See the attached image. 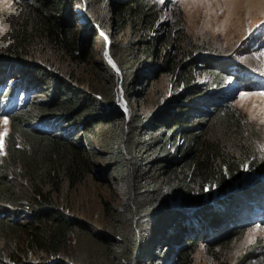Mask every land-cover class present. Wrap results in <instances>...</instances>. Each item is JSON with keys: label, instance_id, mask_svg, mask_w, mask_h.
<instances>
[{"label": "trees", "instance_id": "1", "mask_svg": "<svg viewBox=\"0 0 264 264\" xmlns=\"http://www.w3.org/2000/svg\"><path fill=\"white\" fill-rule=\"evenodd\" d=\"M22 9L12 20L7 55L0 58L17 67L39 49L38 54L58 56L74 73L84 68V74L80 72L84 76L81 81L74 74L58 81L52 76L46 78L49 82L36 76L51 85L48 102L33 104L40 117L16 114H28L23 107L26 101L8 96L4 85L0 88V103H5L10 112L7 116L13 120L9 147L0 159V206L30 212L23 215L24 221L0 217V260L32 264L23 260L33 256L43 264H63L64 258L71 264H167L174 249L185 250L176 264H186L189 253L205 237L212 246L209 252L214 253L218 244L207 237L206 229L219 238L235 224L239 230L263 221L256 204L246 209L243 199L237 201L259 185L258 176L264 178L257 140L250 133V138L235 135H245L249 126L232 108L226 109L227 99H215L216 91L204 96L205 102L209 99V122L196 125L190 121L192 115L202 118L206 114L202 109L194 112L189 104L202 91L199 77L181 55L169 54L166 43L170 37L156 35L162 12L153 0H32ZM78 12L85 21H80ZM80 29L85 30L83 35ZM127 29L130 34L134 30L143 33V39L124 43ZM95 40L103 43V49L107 43L115 69L94 59ZM44 59L46 68L60 70L57 63ZM161 73L174 82L177 92L163 109L155 106L150 113L136 111L135 103L150 96V87ZM230 82V76L219 69L211 71L210 85L216 90ZM18 86L21 90L31 87L27 82ZM119 98L127 110H122ZM50 116L71 127L73 137L45 134L42 126L28 125ZM90 156L101 161L108 180L119 178L112 180H119L126 194V200L114 208L101 202L108 226L98 231L64 215L54 198L63 183L72 189L83 187L89 179L97 182ZM113 171L117 175L109 176ZM246 174H255L257 180L241 186L239 180ZM12 179L17 184L7 190L4 187ZM211 203L230 206L232 215L226 209L216 210ZM240 210L246 211V218L235 223L243 215ZM190 217L195 224H190ZM69 236L79 247L72 248ZM56 257L59 261L52 260ZM212 262L231 264L220 259ZM257 264H264V259Z\"/></svg>", "mask_w": 264, "mask_h": 264}, {"label": "rangeland", "instance_id": "2", "mask_svg": "<svg viewBox=\"0 0 264 264\" xmlns=\"http://www.w3.org/2000/svg\"><path fill=\"white\" fill-rule=\"evenodd\" d=\"M242 1L250 2L251 6L237 16L233 14L235 8L233 3ZM153 2L161 8L162 12L157 24L156 35L170 37L166 43L169 48V54L181 55L188 67L194 66L196 68L197 76L199 77L198 82L203 93L200 92L189 104L194 106V112H199L202 109L206 114L202 118L192 115L190 121L196 125H205L209 122L207 112H211V110L208 109L210 107H207L209 99L207 98V101H204L205 94H213L212 92L216 91L215 96L217 98L230 97L225 103L226 109L232 108V113L237 114V117H240L249 126V131H246L245 135H235L240 139L250 138V133L257 140L255 147L258 158L264 160V93H261V87L264 86V2L260 0H153ZM30 4H32V0H0V55H7L5 49L9 44L7 38H9V32L12 30V20L20 10H23V6H30ZM84 31V29H80V34L83 35ZM129 39L142 40L143 33L134 30L130 34V30L127 29L123 42L126 43ZM92 48L95 55L94 59L97 62L101 61L111 64L115 69L111 57L103 49L102 42L95 40ZM38 51L39 49H36L33 58L20 62L21 64L19 63L20 65L17 67H15V64L9 63L8 59L0 58V79L3 76L2 74L6 73L11 80L17 79V84L27 82L33 86L34 93L37 95V99L27 105L26 109L24 108L28 114L20 113L21 111L16 113L22 114L21 116L23 117L25 115L40 117L33 104L37 102L46 104L48 102L46 94H49L47 90L50 89L51 85L44 84L36 76H39L45 82H49L46 81V78H51L52 76L57 81L63 75L66 76L63 77L66 80L68 76L74 74L76 79L80 78V81L84 76H82L84 68H82L83 71L79 70L82 74L80 72L74 73L72 68L60 62L58 56L47 53L38 54ZM204 52L210 53V55H205ZM44 57L53 63H57L56 65L60 70L52 66L51 68H46L44 66ZM214 69H219L223 74H227V77L233 74L231 75L233 81L224 85V87L226 86L224 88L225 91L218 95L217 93L220 90H216L213 85H210L211 71ZM236 77L248 80L247 83L253 89L244 83L236 81ZM242 84L247 86L248 89L242 87ZM82 87L86 88L87 86L83 83ZM174 88V82L168 75L161 73L159 79L154 81L150 87V96L135 103L136 111L150 113L155 106H161V109L165 108L168 98H171L178 90V88L176 90ZM85 91L89 93V91ZM140 92L141 90H139L138 95H140ZM95 93L97 94V92L93 94L96 95ZM119 103L122 107L126 106V103L121 98H119ZM12 124L13 120L10 118H0V159L5 155L6 148L9 147L7 141L13 132ZM26 126L27 124H24V127ZM71 131L70 127H66L63 131L66 135L63 138L69 139L73 137ZM81 142L87 143L83 138H81ZM90 160L97 169V171L95 170L98 175L96 178L97 182L89 179L83 187L77 186L72 189H68L66 184L63 183L59 192L54 193V198L64 214H68L69 217L85 223L93 231H98L103 228L106 229V226H108L106 219L103 218L104 212L103 208H101V202H105L107 205L110 203L109 206L114 208L118 206V202L121 205L126 200V194L121 189L119 180H112L119 179L118 177L107 179L104 171L101 170L103 168L99 159H94L90 156ZM115 175L117 173L113 171L109 176ZM8 176H12L10 172ZM255 177V174H246L241 177L239 182L241 186H249L257 180ZM258 177L259 185L255 184L256 186L245 191V193H252L242 197L245 201L243 207H250L251 203L246 202L255 200L264 211V178ZM12 181L10 185L4 188L9 190L14 187L17 183L14 179ZM239 199L241 200L238 197L237 201ZM211 206L219 211L226 209V213L232 215L231 212L233 211L230 206L222 207L217 203H211ZM11 212L10 215L12 217L18 221H24L23 215H19L17 210H12ZM242 212L243 215L235 223H240L241 219L246 218V215H244L246 211ZM190 216L192 217L193 213ZM191 217L189 218L190 224H195ZM236 227L235 224L231 228L230 233L224 236L220 235L219 238L211 233L213 231L206 229V232H209L207 237L213 241V244H218L212 250L216 254L209 252L212 246L205 237V239L198 241L199 243L192 250V253H189V258L184 263L213 264V259H220L226 260L231 264H257L258 260L264 259V224L255 223L244 226L239 230L235 229ZM69 238L72 248L79 247L78 241L74 243L73 236H69ZM175 242L179 243L176 240ZM219 243L222 244L219 245ZM251 248H253V251L248 253ZM184 251L182 250L179 253L178 250L175 251L173 249L174 257L167 264L172 262L176 264L177 258ZM23 261L32 264H43V260L33 256H28ZM4 262L0 260V264H6Z\"/></svg>", "mask_w": 264, "mask_h": 264}, {"label": "clouds", "instance_id": "3", "mask_svg": "<svg viewBox=\"0 0 264 264\" xmlns=\"http://www.w3.org/2000/svg\"><path fill=\"white\" fill-rule=\"evenodd\" d=\"M77 8H79V7H77ZM81 12L83 13V10ZM78 15H79V19H80L81 22L86 20L85 17H84V15L81 14L80 12H78ZM97 32H98L99 35H101V33L99 31H97ZM104 49H105V52L108 53V51H107V43H105V48ZM231 75H233V74H231ZM231 75H229V76L232 79L231 81H233V77ZM5 79L7 80L6 82L4 81ZM16 81H17V79L11 80L10 79V76H8L6 78L2 77L0 79V88L3 87V85H4L6 87V94H8V96H10V97L14 96L15 99H18L21 102H23V101L25 102L26 101L23 104V107L25 108V107H27V105L31 104L32 101H35L37 99V95H36V93H34L35 90H34V88H33L32 85H31V87H28L25 90H21L19 88V86H18V84H17ZM236 81L241 82V83H244L249 88H252L253 89V87L250 86V84L247 83L248 80H242L241 78H237L236 77ZM247 86H244L242 84V87H245L246 89H248ZM222 91H225V89L220 90L217 93V95L220 94ZM261 93H264V90H262ZM229 98L230 97H223V98H220V97L217 98V97H215V99L217 101L226 100V99L229 100ZM0 102H1V97H0ZM4 106H5V103H3V104L0 105V118H2V117H8L7 115L10 114V112L7 111L4 108ZM122 110H124V111L127 110L126 106L125 107H122ZM28 125H29V127H34V126L35 127H39V126H42L43 133H45V134H53V135H56V134H58V132H60V134H58V135H62V137H64L66 135V133L63 132L64 129H66V126H63L62 120L59 117H56V116H50L49 118H44V119H41V120H31ZM71 133H72V131H71ZM244 195H248V194H242L239 198L242 199V197H244ZM246 203H251V206L253 204H256L258 206V208H259L258 210H261L262 211V214H263V221L262 222H258V224H264V211L260 208V206L258 205V203L255 200H252V202L247 201ZM250 207H244V208L249 209ZM12 210H17L18 211V214L21 215V216L22 215H28L26 213H30V212H28L26 210H22L21 211L19 209L5 208L3 206H0V217L9 216L10 218H12L14 220H17L16 218H14V217H12L10 215L12 213L11 212ZM255 212H257V211H255ZM63 214H64V212H63ZM64 215H66L67 217H69L68 214H64ZM23 218H25V217H23ZM244 220L245 219H241V223H243ZM251 224L252 223H249V224H247V226H249ZM253 224H255V223H253ZM52 260H56V261L58 260L59 261V259L57 257L55 259H52ZM62 263L63 264H71V262H69L68 259L67 260L66 259H63V262Z\"/></svg>", "mask_w": 264, "mask_h": 264}, {"label": "bare ground", "instance_id": "4", "mask_svg": "<svg viewBox=\"0 0 264 264\" xmlns=\"http://www.w3.org/2000/svg\"><path fill=\"white\" fill-rule=\"evenodd\" d=\"M260 1H263L264 2V0H260ZM233 5H235V8H234V10H233V14H235V15H237V16H239L240 14H242V12L246 9V8H248V7H250L251 6V3L250 2H248V1H242V2H235V3H233ZM227 75V74H226ZM229 80V79H228ZM0 105H1V103H0ZM255 167V166H254ZM256 168V167H255ZM257 172V171H256ZM260 175V174H259ZM263 179V178H262ZM253 188V187H252ZM256 189V188H255Z\"/></svg>", "mask_w": 264, "mask_h": 264}]
</instances>
